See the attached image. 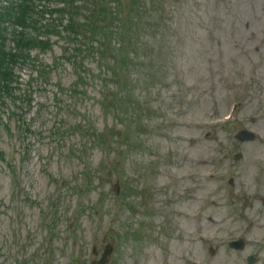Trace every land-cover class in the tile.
<instances>
[{"label": "rangeland", "instance_id": "rangeland-1", "mask_svg": "<svg viewBox=\"0 0 264 264\" xmlns=\"http://www.w3.org/2000/svg\"><path fill=\"white\" fill-rule=\"evenodd\" d=\"M164 4L162 12L159 11V16L163 15V25L153 26L154 30L142 38V42L148 44L144 50L152 66L148 65L149 71H134L138 79L136 94L141 99L140 121L147 131L138 133L139 145L121 158V173L108 175L105 162L97 170L95 181L105 194L103 207L113 208L111 191L119 179V192L125 186L123 181L131 182L129 190L141 189L144 193L146 188L148 192L149 188L157 190L155 205L160 209L170 203L193 202L195 195L210 196L211 187L229 174L215 163L225 148H230L231 153L223 165L233 166L232 175L237 186L231 193L233 206L225 202L226 189L214 192L217 194L213 204H204L211 210L210 214L216 215L214 225L203 220L207 217L173 216L182 226L177 234L170 233L166 243H142L137 251L127 241L122 253L129 257L118 253L116 264H131L138 254L140 264H163L164 258L171 264H188L186 259L194 255L205 260L206 254L201 253L195 240L199 230L207 236H216L219 241L235 238L240 233L247 239L242 251H234L227 244L217 245L213 254H207L210 264H247L246 256L251 253L257 255L255 264H264V197L262 192L258 194L264 185V143L261 139L248 144L235 142L232 134L238 124L217 125L210 131L203 122L223 115L236 97L244 103L237 112L244 123L251 122V127L264 135V116L261 119L250 116L264 114V0H162ZM142 18L143 25H148L145 13ZM31 37L34 44L45 39L39 30H33ZM50 38L56 44L52 54L32 49L29 51L32 59L49 64L51 57L61 54L62 41L55 40L54 35ZM140 53L143 54L141 49ZM85 62L97 71L93 61ZM61 65L46 84L30 81L35 74L29 65L15 67L19 76L15 95L23 94L28 83H32V106L22 103L21 108H26L22 111L25 127L28 124L36 133H26L18 118L10 119L13 102L8 98L1 110V119L3 121L6 116L8 127L0 122V264H16L34 250L40 254L46 251L47 231L40 221L41 213H46L43 210L52 203L57 211L51 240L52 264H67L75 256L80 264H90L98 260L102 252L103 234L110 221L104 216L102 221L97 220V215L87 208L79 211L80 201L76 195L63 188L58 190L55 180L67 176L78 178L84 163L97 169L104 151L93 147L79 163L67 150L68 144L76 148L81 146L83 138L79 134L82 133L68 134L57 145L54 120L62 118L66 125L75 120L83 122L81 117L85 116L98 132L107 126L120 128V124L110 113L102 112L95 101L101 90L100 79H89L87 95L69 96L74 74L66 62ZM145 83L149 87H145ZM56 98L64 107L56 103ZM70 105L76 109H69ZM238 148L244 153L241 158L235 157ZM25 149L27 155L23 153ZM111 155L107 152V156ZM7 162L15 163L19 171L17 184ZM208 170H215L217 175L206 178L203 174ZM188 171L204 178L184 176ZM16 190L18 192H13ZM98 193L94 188L84 197V202L94 204ZM151 194H144L138 204H143L147 197L150 199ZM224 213L231 217H223ZM68 225L73 235L69 234ZM171 230L166 229L165 234ZM261 237V245L254 242ZM94 244L98 246L96 257L91 252Z\"/></svg>", "mask_w": 264, "mask_h": 264}]
</instances>
